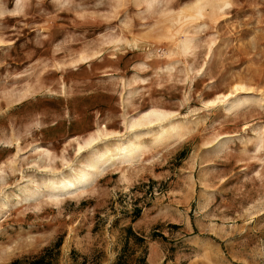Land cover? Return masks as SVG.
Returning <instances> with one entry per match:
<instances>
[{"label": "rangeland", "instance_id": "374dc122", "mask_svg": "<svg viewBox=\"0 0 264 264\" xmlns=\"http://www.w3.org/2000/svg\"><path fill=\"white\" fill-rule=\"evenodd\" d=\"M196 1L0 0V264H264V0Z\"/></svg>", "mask_w": 264, "mask_h": 264}, {"label": "bare ground", "instance_id": "6f19581e", "mask_svg": "<svg viewBox=\"0 0 264 264\" xmlns=\"http://www.w3.org/2000/svg\"><path fill=\"white\" fill-rule=\"evenodd\" d=\"M216 1L222 2L225 5L228 4V1H226V0H216ZM203 2L204 1H202V0H197L193 6L187 7V9L194 10L196 15H201L202 9L205 6L204 5L205 2L204 3ZM184 11H185V9H182L180 11V14H182ZM183 14H186V13H183ZM186 45H187V43L185 41L183 46H186ZM85 58H86V56H83L81 59H85ZM242 103H243L242 100H238L234 103V107H237V106L241 105ZM166 115H168V114L161 112L160 110H156V109L147 111L146 113L141 115L139 118L134 119V120L131 119L132 121L129 124V128L141 127V126L148 125V124L150 125L154 122L162 121L163 118L166 117ZM160 129L162 130L161 131L162 135L168 132L167 128H165V127L160 126ZM182 129L183 128L178 126V125L170 126V130L174 133L173 136H175V137L180 135V132L182 131ZM103 135H106V133L97 132V136L88 137V139L84 142L83 145H81V144L78 145V150H83L84 148L91 146L97 139H100L101 136L104 137ZM134 136H136V135H134ZM132 145H133V149H132ZM134 146H135V149H134ZM141 148H142V146L138 142V135H137L135 137V141H131L130 139H128L125 143H121L120 145H118L116 147V149L118 150V153L116 155H114L113 157H110L111 152H113V149L111 150L108 148V149H106L105 152L100 154L93 163H91L87 166H90L92 168V169L91 168L90 169L94 170V172H92V174H95L96 172H98L99 168L102 167L103 165H105L107 162H109L110 159H126L127 161H131L133 158L138 157L140 155ZM91 170H90V172H91ZM92 174L86 173V172H84V170L81 169L77 173L74 174L73 180H70L69 178L63 179L62 184H60V185H56L55 184L56 182L54 183L51 181V183L49 184L50 186L48 185L47 188L49 190L57 189V191L63 192V191H68L69 189H72L78 183L79 185H77V186H79L80 188L83 189L93 181ZM60 183H61V181H60ZM79 187L77 189H79Z\"/></svg>", "mask_w": 264, "mask_h": 264}, {"label": "trees", "instance_id": "16d2710c", "mask_svg": "<svg viewBox=\"0 0 264 264\" xmlns=\"http://www.w3.org/2000/svg\"><path fill=\"white\" fill-rule=\"evenodd\" d=\"M139 209H136V215L138 214ZM126 233L130 236V235H134L139 241H143L142 237H138L137 235H135L134 231L132 230L131 226H127L125 228ZM9 264H19L17 261H12Z\"/></svg>", "mask_w": 264, "mask_h": 264}]
</instances>
